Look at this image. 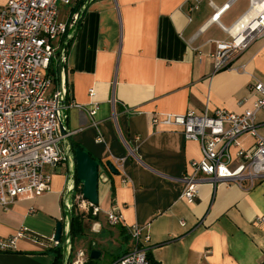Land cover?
I'll use <instances>...</instances> for the list:
<instances>
[{"label": "crops", "instance_id": "1", "mask_svg": "<svg viewBox=\"0 0 264 264\" xmlns=\"http://www.w3.org/2000/svg\"><path fill=\"white\" fill-rule=\"evenodd\" d=\"M193 3L76 0L59 4L58 19L66 23L86 4L65 63L60 70L55 58L50 73L55 76L54 88L66 76L69 101L81 105L68 111L73 145L100 163L102 211L90 226L96 234L101 229L104 234L102 214L118 207L127 232L128 226L137 224L150 236L148 253L160 264H263L264 220L258 218L264 213V178L250 189L233 182L217 186L204 182L194 200L188 201L181 197L180 178L191 171L193 159L201 158V146L179 129L152 122L159 112L201 114L225 108L242 113L254 105L255 81L264 82V36L239 54L232 68L214 72L211 57L215 41L230 38L226 29L249 12L251 0H200L191 10ZM94 104L102 143L96 141L98 129L88 109ZM256 120L264 136V110ZM253 142L252 136L243 137L245 147ZM118 158L124 159L123 171L115 174L107 162ZM67 179V168L56 171L51 191L18 198L8 209L0 204V239L10 238L23 226L44 240L54 236L57 223L65 219ZM116 227L110 233L126 240ZM130 239L131 246L123 241L128 245L113 254L111 264L134 247ZM93 241L103 258L104 248L96 238ZM52 248L56 247L20 238L15 249L0 251V264H55ZM79 249L88 253L87 246Z\"/></svg>", "mask_w": 264, "mask_h": 264}, {"label": "built area", "instance_id": "2", "mask_svg": "<svg viewBox=\"0 0 264 264\" xmlns=\"http://www.w3.org/2000/svg\"><path fill=\"white\" fill-rule=\"evenodd\" d=\"M74 1L9 0L0 4V204L5 209L18 198L31 199L51 191L56 168L63 163L68 171L63 195L65 219H68L66 207L73 210L78 196L86 200L83 193L78 195L76 190L71 171L76 168L75 158L69 151L67 135L61 131L62 125L68 129L69 108L81 105L69 101L66 76L63 75L54 88L55 76L50 73L60 47L56 46V40L74 29L79 15L76 14L70 23L60 21L59 4ZM199 1L194 0L191 10ZM229 5L220 9L213 19L217 21ZM248 11L232 29H226L229 39L215 41V50L211 54L214 72L232 68L238 55L255 39L264 36V0H251ZM65 60L66 51L63 63ZM252 87L256 100L252 108L242 113L218 108L201 114L194 110L154 114L152 122L155 126L179 129L187 140L197 141L201 146V158L193 159L191 171L180 178L184 183L182 198L193 201L204 182L213 186L233 182L250 189L264 178V136L259 132L256 120L257 113L264 110V82L256 80ZM90 94H94L93 88ZM88 109L97 127L95 115L98 105ZM97 129L96 141L102 143L104 136ZM246 135L254 138L249 147L243 145ZM113 163L118 171H123L124 159H115ZM71 181L73 184L70 186ZM74 187L71 201L68 194ZM86 201L94 214L102 211L98 204ZM104 213L110 225H124L123 214L118 207ZM258 219L263 221L264 213ZM127 229L135 245L115 264H150V236L137 224ZM20 238L34 239L47 247L62 245L55 235L44 240L40 234L23 226L10 238L0 239V251L15 249ZM68 253L69 264L72 254L70 242ZM87 259L88 253L79 249L72 263L84 264Z\"/></svg>", "mask_w": 264, "mask_h": 264}, {"label": "water", "instance_id": "3", "mask_svg": "<svg viewBox=\"0 0 264 264\" xmlns=\"http://www.w3.org/2000/svg\"><path fill=\"white\" fill-rule=\"evenodd\" d=\"M83 7L79 12L78 19L75 23V27L71 30L63 39L59 50H58V64L61 70L63 66V54L65 53L70 41L74 37L78 25L80 22V18L82 16ZM62 134L67 135L68 141L70 142L69 151L73 153L76 163V168L71 170L75 182V187L77 181H79L83 185V197L93 204L99 203V181H100V163L97 159H95L88 151L84 150L81 147L75 148L69 134V130L65 128V126H61ZM107 166L110 170L117 174L119 171L115 164L112 161L107 162ZM75 187L71 193L68 194L70 197L73 194ZM65 205V204H64ZM66 206V205H65ZM68 213V219L61 220L57 223L56 227V240L62 241V249H63V264H68L69 253H68V243L72 244L73 237L71 232L72 227V212L73 210L66 207ZM93 245L96 246V242H93ZM90 256L93 259H100L102 257V252L98 248H93L90 251Z\"/></svg>", "mask_w": 264, "mask_h": 264}, {"label": "rangeland", "instance_id": "4", "mask_svg": "<svg viewBox=\"0 0 264 264\" xmlns=\"http://www.w3.org/2000/svg\"><path fill=\"white\" fill-rule=\"evenodd\" d=\"M59 41L60 39L56 40V46L59 45ZM61 45V44H60ZM58 57V56H57ZM56 57V58H57ZM57 172H65L66 171V164L63 163L62 165L60 164L59 166H57L56 168ZM78 195H80V193H78ZM70 200H72V196L70 197ZM75 206L77 207V209L82 212V211H88L89 205L87 204V201L83 200L82 197H77L74 200ZM59 206L60 208L62 207V203L59 201ZM104 217L105 215L102 214ZM103 218L105 224L103 229H105V233L102 234V229L100 230V233L94 232V230L92 229V227L90 226L92 221H87V230H86V234L84 235L85 237H82V241L81 240H77L76 244H75V248H74V253H73V257L71 259V262H69V264H73L72 260L75 258L76 252L77 250L82 247V246H87L88 247V243L89 241L93 240V239H97L98 240V245L102 246L104 248V256L103 258L99 259L98 264H111L112 260H113V254H120L125 250V247L129 244L131 246L132 244V240H123V236L120 238V240L117 239V237H115L113 234H111L110 232L112 231L113 227L112 225H110L107 221H106V217ZM119 230V227H116ZM123 241L127 242L128 244L124 243ZM126 244V245H125Z\"/></svg>", "mask_w": 264, "mask_h": 264}, {"label": "trees", "instance_id": "5", "mask_svg": "<svg viewBox=\"0 0 264 264\" xmlns=\"http://www.w3.org/2000/svg\"><path fill=\"white\" fill-rule=\"evenodd\" d=\"M65 35L62 36L60 38L59 41V46L62 42V40L64 39ZM70 44V43H69ZM69 46V45H68ZM75 148L80 147L79 145H75ZM76 190L79 193H83V185L77 181L76 183ZM72 227H71V232H72V237H73V242H72V254L70 257V262L71 259L73 257V253H74V248H75V244L77 240H80L82 237H84V235L86 234V230H87V221H95L98 218V215L93 213V209L92 207L89 206L88 211H82L80 212L76 206H74L73 208V212H72ZM119 229L124 232L125 237L127 240L130 239V234L125 230V227L122 225L118 226ZM93 240L89 241L88 243V259L84 264H98V259H93L90 256V251L93 248H97V246L93 245ZM50 251H53L55 253L56 256V261L55 264H63V249H62V245H59L56 248H52ZM148 259L150 261V264H160L158 263L152 253H148Z\"/></svg>", "mask_w": 264, "mask_h": 264}, {"label": "bare ground", "instance_id": "6", "mask_svg": "<svg viewBox=\"0 0 264 264\" xmlns=\"http://www.w3.org/2000/svg\"><path fill=\"white\" fill-rule=\"evenodd\" d=\"M242 22H243V21H241V22L239 23V25H240ZM72 184H73V181L70 182V186H71Z\"/></svg>", "mask_w": 264, "mask_h": 264}]
</instances>
